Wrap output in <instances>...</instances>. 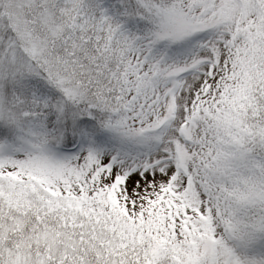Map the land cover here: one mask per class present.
Here are the masks:
<instances>
[{
	"label": "snow or ice",
	"instance_id": "obj_1",
	"mask_svg": "<svg viewBox=\"0 0 264 264\" xmlns=\"http://www.w3.org/2000/svg\"><path fill=\"white\" fill-rule=\"evenodd\" d=\"M0 264H264V0H0Z\"/></svg>",
	"mask_w": 264,
	"mask_h": 264
}]
</instances>
